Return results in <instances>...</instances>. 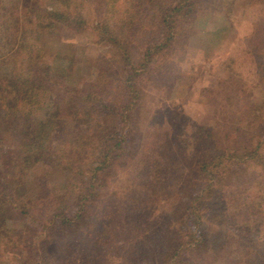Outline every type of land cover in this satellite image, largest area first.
Listing matches in <instances>:
<instances>
[{
	"label": "trees",
	"instance_id": "trees-1",
	"mask_svg": "<svg viewBox=\"0 0 264 264\" xmlns=\"http://www.w3.org/2000/svg\"><path fill=\"white\" fill-rule=\"evenodd\" d=\"M51 1L34 13V1L0 0V236L18 233L20 264L28 254L35 257L29 264H116L114 256L119 264H264L263 120L259 129L249 117L232 128L225 121L221 139L201 125V134H190L197 142L190 152L185 142L176 144L180 137L161 108L134 125L144 87L156 71L171 72L168 54L181 41L191 46L193 25H212L200 35L201 49L212 55L235 47L249 53L246 38L230 43L238 30L223 18L213 26L209 11L193 8L195 0ZM255 1L250 8L263 18L264 0ZM185 11L194 12L190 24ZM56 27L84 35L76 49L94 60V70L83 88L75 83L84 69L78 50L75 62L41 59L44 30ZM235 59L228 63L237 66ZM41 63L63 78L50 82ZM243 68L234 74L239 85L247 83ZM258 105L255 118L264 103ZM138 127L152 137V151L144 139L134 145ZM38 164L66 175L52 183L34 177ZM33 182L37 189L27 195ZM122 248L127 255L114 253Z\"/></svg>",
	"mask_w": 264,
	"mask_h": 264
},
{
	"label": "rangeland",
	"instance_id": "rangeland-1",
	"mask_svg": "<svg viewBox=\"0 0 264 264\" xmlns=\"http://www.w3.org/2000/svg\"><path fill=\"white\" fill-rule=\"evenodd\" d=\"M31 1H34V5L37 6L34 13H36L39 8L45 9L47 7H53L54 5L51 0ZM195 1H197V3L193 8L197 11H201V15L204 11L210 12V19L213 20V26L220 23L223 18L232 25V28H236L238 31L232 29L230 32V43L240 38H246L244 40L245 42L242 43H244V47L251 52L242 54V52L240 53L241 47L238 49H235V47L232 51L233 54H227L228 52L224 51L220 55H218L219 53L212 55L200 47V35L205 29H208L207 25H193L192 29L198 33V35L195 36L194 34H191L192 38L189 40L191 46L185 49V47L181 45L183 43L181 41L177 49H175L174 54L172 52L168 54V59L171 61L168 64H172L171 72L168 75H161L158 77V73L156 71L154 76L150 79V84L144 87L146 90L144 92L147 94L145 95L146 97L141 100L142 102L139 103V105H141V117L136 119L134 124L135 127L143 124L142 118H147L149 112H153L154 110L161 108V111H163L164 114L162 115L165 124L172 130H175L174 132L177 134L175 135V138L180 137L179 140L177 139L176 144H180L182 146L185 142L187 144L185 146H187L189 152L193 151L197 145V142L193 140L190 134L193 136L201 134L200 131H198V127L201 125L204 127L210 126L211 129L215 131L211 134L215 138L220 137L221 139L223 132L227 130V128H232L235 124L237 126L239 124L243 125V123L247 121L248 117L249 120H254L255 125L259 124L256 129H259L262 120L264 122V107L261 108L262 112L259 111L260 113L258 116L256 118L254 117V114H257L256 109L260 106L258 104L264 103V80L260 83H251L254 77L255 79L257 78L258 81L264 78V40L258 38V32L264 29V17L261 18L256 16L257 14L255 11L250 8V5L256 4V1L254 0L253 3H250V0ZM257 10L259 11V8H257ZM184 14L188 17L186 23H192L191 18L193 17L194 12L188 13L185 11ZM214 21L217 23H214ZM208 25L212 27L211 24ZM183 27L187 28V26ZM210 27L208 30L211 29ZM56 29L57 30L48 28L44 30L42 41L45 44H42L41 46L44 47L42 50H44L45 55L41 59H45L47 62H49L48 59H60L63 61H69V59H72L74 61L73 54L76 52L75 50H78L80 54H78V61H83L84 64L82 62L80 63L84 66V69L82 71V78L75 81V83L76 87L83 88L85 85L84 81L88 78L90 72L94 70V60L92 58L86 60V52L81 48L76 49V45L85 42L83 37L84 35L68 28L58 29L56 27ZM61 42H63L62 45ZM107 45V41L101 42L98 45L100 52L103 50L106 51ZM218 47L219 45H216V52L218 51ZM59 51H63V53H58L59 55L56 57L57 54L55 53ZM230 55H235L239 58V61L235 59L237 66H233L228 63ZM41 61L42 60H40V62ZM239 66H243V72L247 74V77L244 76L243 78V80H247L246 85L243 83L240 85L236 83L237 77H234V74ZM42 68L43 70H46L45 75L50 82L58 83L61 80L60 78H63L62 75L52 74L44 63L42 64ZM250 68V72L247 73V70ZM75 70H77L76 65H73L72 71L74 72ZM231 78H233L234 81H231L230 84L228 81ZM239 78L241 79L242 76ZM97 92L100 93V89ZM245 93H251V95L249 97L246 96L245 99ZM229 95H233V99L227 100L226 97ZM244 101L246 104L243 103ZM42 104H44L43 98L40 102V105ZM40 105L33 104L35 108ZM222 112H225V114H221ZM225 121L230 122L229 125H233L231 127L224 128ZM194 123H197V131L193 127ZM72 125L76 127L74 124ZM221 127H223V130H221ZM139 128L140 127H138V129L133 133V137L136 142L134 145L138 144L139 140L144 139V144H148L150 147L148 152H150V150L152 151V137L147 135L145 136V133H143L144 136H142L139 132ZM172 165L174 167L179 166V168L186 171L188 164L185 163L184 167H181L179 161L176 164L173 161ZM33 166L26 168V171H29ZM33 168L34 177L36 175L41 177L45 176V178L49 179L47 182L51 181V183L55 180V178L62 181L66 175V172L62 168L56 171V167L52 168L50 165L45 166L43 164H38ZM183 174H185V172H183ZM221 178H223L224 181H227L226 184H232L233 178L225 175L221 176ZM35 189H37V185L33 182L31 187L26 191L27 195L35 192ZM136 191L139 193V189ZM159 208H161L160 205ZM20 223L22 225L21 228L25 229L28 221L25 223L21 220ZM1 235L3 238L0 236V264H20L19 257H21L23 252L19 249L17 244H20L21 242H19V240H16L15 242L14 240V238H18V233L16 231H12L11 233H3ZM152 235L153 234H151V236ZM117 246L121 248V244H118ZM148 247H150V245H148ZM127 251L122 248L118 252L115 251L114 253L117 255L120 252V254L124 256L127 255ZM118 257L114 256L112 258L114 261L113 263L119 264L121 262ZM26 258L28 261L25 264H29L35 257L28 254L26 255Z\"/></svg>",
	"mask_w": 264,
	"mask_h": 264
}]
</instances>
